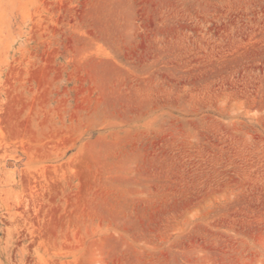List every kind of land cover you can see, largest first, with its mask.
Returning <instances> with one entry per match:
<instances>
[{"label":"rangeland","instance_id":"1","mask_svg":"<svg viewBox=\"0 0 264 264\" xmlns=\"http://www.w3.org/2000/svg\"><path fill=\"white\" fill-rule=\"evenodd\" d=\"M0 264H264V0H0Z\"/></svg>","mask_w":264,"mask_h":264}]
</instances>
